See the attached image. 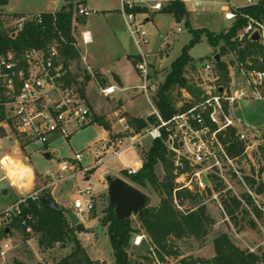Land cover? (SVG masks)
<instances>
[{
  "label": "built area",
  "instance_id": "built-area-1",
  "mask_svg": "<svg viewBox=\"0 0 264 264\" xmlns=\"http://www.w3.org/2000/svg\"><path fill=\"white\" fill-rule=\"evenodd\" d=\"M168 1L119 0V12L123 17L125 32L138 50L135 69L140 81L134 89L145 98L152 110L138 117L147 122V126L141 130L129 123V118L123 111L112 110L109 121L118 124L120 130L106 139L102 151L92 150L91 154L95 159L92 167L108 156H116L128 148L142 147L147 140H163L167 150L172 153L173 174L182 181V187L196 189L201 194L210 190V194H206L205 203L215 204L225 220L228 217L222 200L229 196L239 200L246 208L245 197L249 196L264 211V205L259 203L264 194L256 193L246 180L250 177L257 182L264 181V171L259 176V171L264 170V127L250 126L237 114L240 101H264V69L246 68L235 63L234 69L229 66V82L222 85L217 82L219 75L213 54L209 61L203 63L199 70V80L195 81L196 87L200 89L199 97L195 99L182 90L184 101L177 105L178 111L169 119H163L155 105L154 98L160 82L154 78V68L149 61L150 38L143 25L145 19L150 17L148 11H161ZM180 1L185 7L189 3L196 14L203 7L200 0ZM246 2L248 5L253 3L252 0ZM135 8L144 9V12L132 11ZM223 9L226 19L235 18L232 11ZM94 12L80 6L76 14L87 17ZM35 17L41 22L40 14ZM29 20L31 17L17 19L15 28L22 29ZM254 32L258 33L256 41L264 49V22L249 19L238 39L252 40ZM83 41L86 43L85 36ZM60 45L53 41L42 48L32 47L18 52L9 50L0 55V142L12 141L15 150L26 153V146L31 144L38 147L33 152L49 153L47 146L52 140H68L75 132L92 122L91 108L69 80L70 65L65 63L60 54ZM261 59L264 60V57ZM117 89L116 84H113L100 90L106 97ZM150 118H154V123L149 122ZM235 144L239 150L232 152ZM6 156L8 154H2L0 147V169L7 173ZM83 158L82 153H76L69 160L59 161L56 171H44L42 175L51 178L49 185H53L66 180L68 172H77L72 176L83 174L90 169L77 168ZM142 164L141 158L134 167H127V175L135 174ZM250 171H254L256 175H252ZM8 184L11 188L18 186L10 177ZM45 188L22 194L16 209L10 207L0 212V220H9L13 215L16 217L20 214L19 206L27 199L36 200ZM92 191L91 185L79 190L73 202L77 213L93 210L95 200ZM12 218L10 220L14 219ZM27 232H30L29 228ZM140 240L141 236H137L135 244ZM8 248L9 244L3 243L0 249L2 261L5 260ZM250 252L254 250L250 249Z\"/></svg>",
  "mask_w": 264,
  "mask_h": 264
},
{
  "label": "trees",
  "instance_id": "trees-1",
  "mask_svg": "<svg viewBox=\"0 0 264 264\" xmlns=\"http://www.w3.org/2000/svg\"><path fill=\"white\" fill-rule=\"evenodd\" d=\"M87 0H64L65 4L57 12L40 13L41 22L34 16L27 21L22 29L7 27L8 17L19 19L21 14H6L1 8L5 7L8 0H0V55L9 50L21 51L27 48H42L53 41L61 45L59 51L65 63L74 60L78 56L75 48V40L72 34L74 16L80 6ZM134 12H144V9L135 8ZM170 14L176 21H181L188 15L185 5L180 0H169L162 10ZM235 18L230 27L217 35L206 29H190L192 35L188 44L182 49L180 55L171 63L160 83L155 95V105L163 119H169L178 111V97L182 96V90L197 99L200 89L195 82L187 77V70L195 68L194 59L189 51L205 35L208 43L220 60L216 62V71L219 75L218 83L225 85L229 82V66L222 57L231 55L234 62L244 65L246 68L264 69V49L258 41L248 38L238 39L239 33L247 25L249 19L264 22V0H255L252 4H245L232 10ZM87 79V78H86ZM70 81L78 88L83 96V87L70 78ZM178 96V97H177ZM183 108V107H182ZM181 108V109H182ZM185 108V107H184ZM92 122L105 129L109 125L103 117L93 115ZM149 122L154 123V118ZM129 123L138 130L147 126V122L141 118L131 117ZM237 144L232 152H237ZM142 167L133 175L128 176V182L147 195L145 206L132 217L119 221L113 211V206L108 205L106 214L102 218L103 227L109 236L114 255L115 264H167L169 258L177 260L180 264H261L264 262V247L257 246L254 252L239 248L230 235L224 231H216L213 228L216 219L209 212L206 193H199L196 189L183 188V183L174 174V161L163 140L149 142L148 148L142 154ZM161 167L162 175L158 174ZM262 169L259 171V176ZM249 186L258 194H264V181L258 182L253 178H247ZM154 193L157 202L150 205V194ZM189 208L183 209L185 203ZM247 208L234 197L222 200L223 209L229 223L240 232L247 224L256 229V221L264 220L262 212L251 198L245 197ZM54 205V207L51 206ZM264 205V202L261 203ZM18 214L9 227L18 229L28 240L32 235L37 238V244L42 249H50L56 244L65 245L72 243L73 249L67 256L52 264H97L93 261L78 238L85 231L83 225L71 224L65 209L61 208L52 195L43 190L36 200L27 199L20 206ZM218 216L225 217L221 212ZM133 218L137 226L133 225ZM30 232H27V229ZM137 236H141L138 244H135ZM188 245L190 249L200 253L199 255H182L180 246ZM210 248L209 256L202 252ZM202 254V255H201ZM13 264H28L15 259ZM42 264V263H36Z\"/></svg>",
  "mask_w": 264,
  "mask_h": 264
},
{
  "label": "rangeland",
  "instance_id": "rangeland-1",
  "mask_svg": "<svg viewBox=\"0 0 264 264\" xmlns=\"http://www.w3.org/2000/svg\"><path fill=\"white\" fill-rule=\"evenodd\" d=\"M200 1H202L203 7L200 9L199 14L194 13L191 5L186 3L188 15L181 21H176L170 14L163 11L150 12L148 9L146 10L148 11L150 20L144 22L143 26L150 38V44L148 45L150 52L149 61L152 63V67L158 70L156 76L159 82L164 80V75L171 63L180 55L181 49L191 39L190 29H206L215 35L223 33L234 20V18L228 20L224 17L223 8H227V11H232L237 7L247 4L246 0ZM100 2H106L108 8L112 9L109 12L110 16L106 17L101 13L94 12L85 18V20L88 19L90 21L87 29L91 31L94 37L93 42L87 45L85 49L82 45L76 48V43L74 46L83 55L88 50L90 52L101 53L106 59H117L115 61V69L123 80L121 88L139 84L140 78L135 69L136 58L133 61L138 50L130 36L125 32L123 17L119 12V0H100ZM153 2H150V4ZM64 4V0H8V5L1 8V10L6 14H9L7 11H10L15 14H21L23 17H31L32 19L40 12L58 11ZM95 7L98 9L102 8L100 5ZM16 20L13 17H8L6 26L15 27ZM178 28H181V30L178 31ZM72 34L77 37V27L72 28ZM214 52L215 49L208 43L205 35H202L200 41L189 51L190 56L195 62V68L187 70V77L190 81L195 82L199 80V70L203 63L210 60ZM131 56L132 58H128ZM222 59L231 64L233 69L235 68V63H232L234 62L233 56L225 55ZM89 66L84 64L87 71L93 75L97 70ZM103 87H98L94 84L93 88L89 90L90 102L88 103L87 101V103L92 108L91 111L96 116L103 117L104 122L107 124L110 123L108 113L117 108L122 107L121 109L128 112V118L134 117L133 114H146L152 110L142 95H138L133 101H129V97L133 95L134 91H122L118 92L117 96L105 97L100 90ZM79 94L81 95L80 92ZM118 96L122 97L126 102L121 98L118 100ZM177 99V105L184 101L182 96ZM237 114L250 126H264V101H240L237 105ZM104 136V132L97 125H90L75 132L68 140L54 139L47 146L49 150L53 151L50 153L49 159H46L41 153L33 152V150L36 151L38 149L37 146L27 145L25 153L18 149L15 150L12 141H1L2 154H8V158L16 164L30 167L29 169L33 170V175L31 173L30 180L24 179L25 186L20 187L18 185L19 187L11 188L8 184V173L0 169V212L10 207L16 209L15 206L19 204L18 199L22 194L42 187H46L45 190L51 194L52 189V197L55 202L62 206L66 212H71L78 219V223L84 226L85 231L81 232L78 238L89 257L93 260L98 259V261H102V264H115L112 246L106 229L103 228L101 237H97L93 232L98 221L102 223V218L106 214L109 205L106 177H120L128 182V177L123 171L127 167H134L135 163L142 158L141 155L148 148L150 141L147 140L142 147L128 148L119 152L116 156H108L83 174L72 176L73 173L76 174L77 172H68L66 174L68 178L57 184L49 185L52 179L42 175L44 171H56L59 161L69 160L76 153L84 155L83 160L77 166L79 170L93 165L95 159L91 152L92 150H103L104 142L102 139ZM158 169V174L162 175L161 167ZM249 173H252L254 176L256 175L254 171H250ZM87 176H89L88 180L85 179ZM88 185H91L93 188L94 207L91 212L79 214L73 208V202L79 190L84 189ZM4 190L7 191L6 194H3ZM149 194L150 205H153L157 202V197L154 193L150 192ZM262 202H264V197L259 200V203ZM206 204L209 212L212 213L217 221L213 228V233L216 231L228 233L234 243L243 250L250 251V249H253L255 251L257 246L264 247V220L256 221V229H252L246 224L242 231L237 232L228 220L218 216V212L220 211L215 204L212 202H206ZM189 207L190 205L186 202L182 208ZM10 219L5 221L0 220V249H2L3 243L9 244V248L4 255L5 260L2 261V257L0 256V264H13L15 259L22 260L28 264H52L70 254L73 249L72 243H66L65 245L56 244L50 249H42L38 246L35 236L32 235L28 240H24V235L20 230L10 228L9 225L12 222ZM133 219V225L137 226L135 218ZM6 229H8L7 232ZM180 249L184 256L189 254L196 256L200 254L190 249L188 245H181ZM210 252V248L207 247L202 254L206 257L209 256ZM173 261L175 259H168V262ZM95 262L100 264L97 261ZM261 264H264V262Z\"/></svg>",
  "mask_w": 264,
  "mask_h": 264
},
{
  "label": "crops",
  "instance_id": "crops-1",
  "mask_svg": "<svg viewBox=\"0 0 264 264\" xmlns=\"http://www.w3.org/2000/svg\"><path fill=\"white\" fill-rule=\"evenodd\" d=\"M7 5H8V3H7ZM97 5H100L102 8H99V9L96 8L95 6H97ZM83 6L88 8V9L94 10L95 13H98V14L101 13V14H103V16H106V17L110 16L109 12L112 11V9L108 8V4L106 2L103 3V2H100V0H87L86 4L83 5ZM113 11H115V10H113ZM7 12L9 14H15V13H12L10 11H7ZM51 12L54 13V12H57V10L56 11L53 10ZM40 13H44V12H40ZM40 13H38V14H40ZM87 17L80 16V15H77V14H75V16H74L73 23H72V28L74 29V28L77 27V33H78L77 37L73 34V37H74V40H75V43H76V48H78V46L82 45L84 47V49H85L87 47V45H89V44H91L93 42V38L94 37H93L91 31L87 29V27L90 25V21L88 19L85 20V18H87ZM149 20H150V18H149ZM83 36H85V38H86V43L83 41ZM77 50H79V49H77ZM128 58H132V56L128 57ZM135 58L136 57L133 58V61L135 60ZM116 60L117 59H106V57H104L101 53H95V52H90V51L86 50L84 55L81 54V52H78L77 58L74 59V60H70L68 62V64L70 65V69H71L70 70V78L74 77L75 81L78 82V84L82 85V87H83V97H84L86 103H87V101H88V103L90 102V100H89V90L91 88H93L94 84L97 85L98 87H102V86L106 87V86H110V85L115 84L114 81L111 78V73L115 74L119 78V80H120V82H121V84L123 86V80L120 78L119 74L117 73V71L115 69V67H116L115 66L116 65L115 61ZM84 64L86 66L90 65L92 68H94L97 71L93 75L90 74L87 71L86 67H84ZM157 72H158V70L154 67V72L153 73H154V78H156V79H157V76H156ZM136 85H132V86L127 87V88H121L122 86L118 87L116 85L118 87L116 92L113 93L112 95L106 96V97L117 96V93L118 92H122V91H134L133 95H130V97H129V101H133L136 96L140 95L138 93V91L136 89H134V87ZM118 98H119L118 100H120V98H121L123 101H125L120 96H118ZM121 108H117V109H120L126 115L129 114L128 112H125ZM110 112L108 113V120H109ZM146 114H139V115L133 114V116L138 118V117H142V116H144ZM93 115H95L94 112H93ZM127 117H128V115H127ZM109 124H108L109 125L108 129L103 128L102 126L98 125L96 122H91V124H90V125H97L100 129H102V131L104 132V135H105L104 138L102 139L104 144L106 143V139H110L112 134H114V133H116V132H118L120 130V126L118 124L111 123V122ZM90 125H88V126H90ZM260 127H264V126H260ZM51 152H53V151L50 150V152L47 153V154H49V158H50V153ZM44 154H42V155H44ZM92 166L93 165H90V166H88V168H91ZM31 173L33 175V170H31ZM85 179L88 180L89 176L85 177ZM51 195H52V189H51ZM60 207L63 208L62 206H60ZM93 261H97L100 264H102V261H100V260L98 261V259L97 260H93ZM167 264H180V263L177 260H175L173 262H168Z\"/></svg>",
  "mask_w": 264,
  "mask_h": 264
},
{
  "label": "water",
  "instance_id": "water-1",
  "mask_svg": "<svg viewBox=\"0 0 264 264\" xmlns=\"http://www.w3.org/2000/svg\"><path fill=\"white\" fill-rule=\"evenodd\" d=\"M145 21H149V18H146ZM258 38L259 35L257 32H254L251 35V39L254 41L258 40ZM214 59L216 62L220 60L217 53H215ZM111 78L118 87L122 86L119 78L115 74L111 73ZM219 90L221 91V88ZM43 156L46 159H49V154L45 153ZM106 181L108 182V202L110 206H113L114 215L119 221H124L125 219L132 217L145 206L147 195L132 186L126 180L120 177L110 178V176H108L106 177ZM204 182H206L205 179ZM6 192V190L3 191L4 194ZM51 206L54 207L53 204H51ZM66 214L71 220L72 225L78 223V219L71 212H66ZM103 228V224L98 222L93 230L97 237L102 236ZM7 231L8 229H6V232Z\"/></svg>",
  "mask_w": 264,
  "mask_h": 264
},
{
  "label": "bare ground",
  "instance_id": "bare-ground-1",
  "mask_svg": "<svg viewBox=\"0 0 264 264\" xmlns=\"http://www.w3.org/2000/svg\"><path fill=\"white\" fill-rule=\"evenodd\" d=\"M9 156H6V169L9 177L15 184H18L20 187L25 186L24 179L30 180L31 171L27 166H22L20 164L14 163Z\"/></svg>",
  "mask_w": 264,
  "mask_h": 264
}]
</instances>
